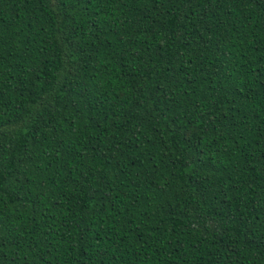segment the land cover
I'll return each instance as SVG.
<instances>
[{
	"label": "trees",
	"instance_id": "trees-1",
	"mask_svg": "<svg viewBox=\"0 0 264 264\" xmlns=\"http://www.w3.org/2000/svg\"><path fill=\"white\" fill-rule=\"evenodd\" d=\"M0 264H264V0H0Z\"/></svg>",
	"mask_w": 264,
	"mask_h": 264
}]
</instances>
